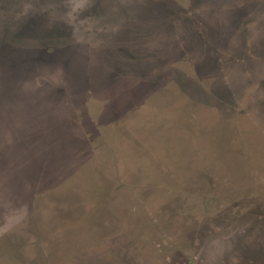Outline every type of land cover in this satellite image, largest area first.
<instances>
[{"label": "rangeland", "instance_id": "obj_1", "mask_svg": "<svg viewBox=\"0 0 264 264\" xmlns=\"http://www.w3.org/2000/svg\"><path fill=\"white\" fill-rule=\"evenodd\" d=\"M16 1L0 0V85L11 80L13 83L9 84L12 87L10 94L21 92L10 101L5 96L2 99L0 94V123L9 126L7 129L12 146L8 154L14 158L11 162L0 163V192L5 194L4 199L11 200L10 191H14L12 193L16 196V201L21 200H19V211L26 213L25 205H29L30 208L32 205L34 209L30 196L37 187H49L53 194H57L56 188L60 186L71 192L82 188L92 196L89 206L86 205L91 213L97 212L103 218L110 209L111 213L108 216L111 217V227L108 229L111 228L115 232L116 237L113 240L117 246L124 241L125 235H130L126 246L128 249H124L125 246L117 248V254L124 253L126 264L152 263L154 261L152 259L155 258V264H204L206 262L204 254H199L200 257L197 259L196 256L200 247L206 245L208 240L210 243L219 242L216 264H264V208L252 213L251 207L245 206V203L241 204V207L234 206L232 188L225 189L224 186H221L218 192H220L219 199L225 207H219L220 201H217L215 195H218L216 190L220 186H217L218 180L213 181V178L205 179V183L204 179L198 182L200 178L186 172L183 182L179 178L175 180L178 185L174 184L175 189L184 186L185 191L170 192L161 183L163 190L159 188L148 190L143 189L144 186H138L136 190L142 191L141 194L145 199L147 197L144 194H149L150 197L147 199L153 200L154 204L156 201L158 203L162 201L167 203V206H173L178 218H175L177 222L174 225L161 229V225L157 228L151 218H147L139 210L146 219L142 216L137 217L142 221L133 223L137 221L132 218H135L134 215L138 211H133L134 206L129 204L132 193L126 184L128 177H140L138 185H141L149 176L152 177V174L143 175V173V176L140 174V166L145 165L146 160L143 161L138 147L135 152H128L126 149L131 146L122 138L124 126L125 128L127 125L130 126L136 133L139 122L134 116V111L142 104L139 93H144L146 86L154 82L150 80L147 84L139 76L146 67H139L140 65L136 64L140 49L148 48L150 57L157 55L158 58L168 60L167 66H169L172 61L170 59L179 54L182 56L190 47L199 46L190 36L198 35L200 32L202 35L208 34L214 44L221 48L222 53H219V56L221 60L228 62V72L234 77L242 69L238 63L231 60L230 56L233 53L231 50L235 48L246 49L245 54L251 55L255 67L264 68L262 62L256 59L258 53L264 51V0H29L28 6L36 10V14L39 11L41 13L33 22L23 20L25 27L21 28L15 25L16 19L20 17L13 15L18 7L15 5ZM28 6L25 8H29ZM88 13L90 17L87 18ZM153 20L157 22L153 24ZM31 23L33 26L30 28ZM92 46L94 52L90 49ZM91 59L98 63L93 65V70L95 67H101L103 71L102 75L93 73L92 76L102 77L108 70L111 79L108 85L99 86V81H90L93 72ZM149 59L151 61L153 58ZM153 65V69L148 72L157 71L158 76H161L158 71L163 66L162 62ZM251 65L253 66V63ZM13 66L17 68L16 75ZM121 73L123 76H119ZM168 75L171 74L168 72ZM165 78L161 77L158 80ZM237 81L241 83L242 79ZM78 83L80 85L84 83V86L76 90ZM240 86L246 87L242 84ZM163 88V93L167 94L166 89L172 87ZM249 88L248 93L251 97H263L260 89L250 91ZM2 89L1 87L0 90ZM70 89L75 94H70ZM189 90L198 99L209 95L199 84L191 85ZM31 91H35L38 95L41 92L46 93L45 98L38 103L40 105L41 102L46 107L52 122L49 120V124L42 128L39 121L33 119L32 125L29 123L30 134L24 142L26 133L23 129L19 130L21 126L15 129L13 124L15 120L1 113H5L7 109L24 107L20 95ZM174 94L175 97L181 96L177 91H174ZM257 109L260 112L264 110V101L260 103L256 100V106L248 108V111H257ZM120 110H124L123 114L129 113L128 121L125 117L120 119L115 116V112H119L120 115ZM243 112H246V109H243ZM188 113L186 112V121L190 123ZM117 119L121 121L118 126L115 125ZM108 123V128L112 127L107 132L103 127H107ZM222 128L225 130V125ZM107 133L110 134L108 140ZM87 135L90 137H86ZM103 138L105 140L102 143ZM38 139H42L46 144L41 146ZM123 140L124 145H122ZM221 144L223 147L218 153L223 161L229 162L232 160L230 158H235L231 155L234 154L233 148H228L227 139H223ZM106 146L108 152L104 161L110 168L116 165L118 172L114 174L104 168L101 174L96 170H93L92 174L90 170L94 167L96 169L97 163L101 162L97 153ZM41 151L49 153L52 160H55L61 151L66 155L67 161L61 167H57V161L47 163L49 174L46 172L44 176V164L32 158H36V154H41ZM21 154L28 157L24 156L23 160L18 159L16 155L21 156ZM147 159L150 163L153 162L148 157ZM237 160L236 163L239 162ZM130 163L136 171L132 169L135 174L129 176L125 165ZM81 164L89 165V171L83 169ZM239 165L242 163L240 162ZM65 167H68V170H65ZM71 167L74 168L73 173L64 175ZM152 170L154 172V169ZM239 170L244 171L245 168L240 166ZM158 172L155 169V173ZM61 176L64 180L60 179ZM86 179L87 182L84 184ZM99 179L103 180L100 182ZM170 184L173 182L170 181ZM224 184L225 182L222 185ZM94 186L97 190L107 186L105 191L107 195L103 202L109 201L108 205H96L98 203L94 195L96 196L97 191L92 194ZM227 186L228 184H225L226 188ZM237 191L236 193L239 194L238 189ZM33 224L37 226V223ZM50 225L56 228L54 221ZM65 227L72 228L76 236L82 235L85 238L72 237L63 241L65 244L63 252L66 256L61 254L58 257L74 264L75 247L78 243L89 240L88 228L86 223L78 224L76 221L63 224V229ZM144 227H149L151 232L146 233L147 228ZM153 234L155 235L153 238L160 243L156 249L152 248L153 246L150 245L152 243L145 241ZM35 236L37 238L31 241L35 252L41 254L43 249L49 250L51 241L44 239L40 234L35 233ZM100 242L109 245L106 239ZM7 245L4 242L0 247L2 264H12V259H16L13 248L19 249L17 243H11L13 248L10 249ZM84 245V250L91 249V252H95L94 248H88L87 243ZM141 247H144V256L138 255L132 249H141ZM91 254L93 253L87 252L81 259L87 261L92 257ZM19 259L21 258L16 259V264H23ZM60 262L54 261L49 264Z\"/></svg>", "mask_w": 264, "mask_h": 264}, {"label": "trees", "instance_id": "obj_2", "mask_svg": "<svg viewBox=\"0 0 264 264\" xmlns=\"http://www.w3.org/2000/svg\"><path fill=\"white\" fill-rule=\"evenodd\" d=\"M28 4L29 0H22L19 2L17 0L15 3V5L18 7L13 12V15L20 17V19H16L15 23L18 28L25 27V21L23 22V20H30V22H33L41 13V11H39L36 14V10H32ZM39 5L42 6L41 4ZM26 6L29 8L26 9ZM156 22V20H153V24ZM29 25L30 28L33 26L32 23ZM177 36L180 37L178 34ZM190 37L194 42H197L199 46L197 47L194 45L195 47H190V49L188 51L186 50L182 56L179 54V56L173 57L170 59V61H172L169 66H167L168 60L158 58L157 55L150 57L148 53L150 50H148V48L140 49V52L137 53L138 58L136 60V64L140 65L139 67L146 66L144 67V72L140 73V78L145 80L144 82L147 84L150 80H154V82L149 84V86H146L144 93H139V99L141 100L142 98V104L137 108V110L134 111V116L139 122L138 129L135 130L136 133L132 131L130 126L127 125L125 128L123 124L124 133H122V138L127 144L131 146L126 149L128 152H135L136 147H138L139 154L142 156L143 161L146 160L145 165L142 167L139 165L140 174H152V177L149 176L148 179L141 185H138V180L140 177H128V182L126 184H128L130 192L132 193V198L129 204L134 206L133 211H138L134 215L135 218L132 216V219L137 220L133 223L141 222L142 220H139L138 218H141L142 216L145 219L146 217L151 218V221L156 224L155 226H157V228L160 227L159 225H161V229L162 227L165 228L166 226L170 227L171 225H174L177 222L176 219L178 217L172 208L173 206H167V203L162 201L159 203L156 201V204H154L153 200L147 199L150 197L148 196L149 194H144L147 197L145 199L141 194L142 191L136 189L138 186H144L143 189L145 188L148 190H154L159 188V190H163L164 188H161L163 187L160 185L161 183L165 185L166 188H168L167 191H185L184 186L181 187V189H175L174 184L178 185L175 180H178L179 178L182 179L183 182L184 178H186L185 176L187 175L186 172L192 173L193 176L200 178L198 182L201 181V179H204L203 181L205 183V179L208 178H213V181L214 179H216V181L218 180L217 186H220V188L216 190L218 194L215 195L217 197V201H220V192L218 191H220L221 186H224L225 189L232 188V193H234L232 203L234 206L241 207V204L245 203V206L249 205L251 207L252 213L258 212L260 208H264V110L261 109V112L258 111L259 109H257V111H248V108L256 106V100L260 103L264 101V68H259L257 66V68L255 67V62L250 58L251 55L245 54L247 51L246 49L241 50L235 48L234 50H231L233 53L230 57L231 60L233 59V62L238 63V66H241L242 69L240 73L234 77L228 72V62L226 60H221L219 56V53H222L221 48L214 44L208 34L202 35L199 32L198 35L196 34ZM120 51L123 52L122 49H120ZM258 55L259 56L256 59L257 61L260 60L264 67V51L259 52ZM149 58L153 59L150 61ZM90 62L93 71L91 72V76L93 73H99L102 75L103 71L101 67H95L93 70V65H97L98 63L96 64L92 59ZM150 62L156 65L157 63L161 64L162 62L163 66H161V69L158 71L161 73V76H158L156 73L157 71H152L149 73L153 69L152 67H154V65ZM252 63L253 66L251 65ZM13 69L16 71L14 73V75H16L18 72L17 68L13 66ZM168 72L171 75L167 76ZM119 76H123V74L121 73ZM161 77L166 78L159 81L158 79ZM240 79H242L241 83H239V81L236 82V80ZM95 80L99 81V86L108 85L109 81H111L108 76V70L106 71V74H103L102 77L98 78L97 76H92L90 81L93 82ZM10 83L12 84L13 81L8 80L7 82H4L0 85V88H3L0 90L2 99L5 96L6 98H9V101L12 99V97L18 95L14 92L10 94L12 88ZM198 84L203 88L205 93L209 94L205 98H195L192 95L191 90H189L191 85L197 86ZM240 84L245 85L246 87L240 86ZM83 86L84 83H81V85L78 83L75 89H82ZM166 86L172 87L169 90L166 89L167 94L163 93V87ZM248 87H250V91H253L254 89H260V93L263 95V97H251V95L248 93ZM69 91H71L70 94L74 93L71 89ZM174 91L181 93V96L175 97ZM17 92L19 94L21 93L20 91ZM186 94L188 95L184 96ZM71 99L74 100V97L71 96ZM20 100L22 103L26 101L23 99ZM190 109H192V111ZM243 109H246V112H243ZM123 111L124 110H120V115L118 114L119 112H115V116H118L120 119L125 117L128 121L129 113L127 112V114L125 112V114H123ZM186 112H189L188 116L190 118V123L186 121ZM119 122L121 121H118L115 125L118 126ZM223 125H225V130L222 128ZM102 126L103 125H101V128ZM108 126L109 123L107 127H103L107 132L110 130L109 128L112 127L111 126L108 128ZM86 137L90 136L87 135ZM109 137L110 134L107 133L106 139L108 140ZM223 139H227L229 143L228 148H233L232 150L234 151V154L231 155L235 158H230V160H232L229 162L223 161L224 159L218 153L223 147L221 144ZM101 140L103 143L105 139L103 138ZM124 140L122 145L125 143ZM107 152L108 148L106 146L104 149L102 148V151L97 153L101 159V162L97 163L96 169L95 167L94 169H92L93 167L91 168L92 170L90 171L92 174L93 170H96L98 171V174H101L104 172V168L114 174H117L118 171L117 167L115 168L116 165H112L111 167L113 170H111L112 168L107 166V162L104 161V157L106 156ZM48 155V162L39 161L44 164V166L42 165L45 172L43 173L44 176L46 175V172L48 173L49 171L47 170L48 164L56 162L54 159L52 160V157H50L49 153ZM25 157H28V155H25ZM147 157L154 163H150ZM32 158L36 159L34 157ZM236 159H238L237 161L239 162L236 163ZM240 162L242 165H239ZM57 163V167L64 165V163ZM132 165V163L125 165L127 167L129 176L131 174H135L132 172V169L136 171ZM240 166L244 167L245 170L240 171ZM67 168L68 167H65V170H68ZM83 169L89 171V165H83ZM83 169L78 170L82 172ZM152 169H154V172ZM155 169L157 172L159 171L158 174L155 173ZM72 171H74V168L71 167L70 171H65L64 175H67V173L71 174L73 173ZM175 171H178V173L176 174ZM63 176L60 177L61 180H64L62 178ZM116 178L118 177L116 176ZM99 180L101 182L103 179ZM170 181H172L173 184H170ZM219 181L221 183H219ZM86 182L87 179L84 180V184ZM223 182L228 184L227 188L225 187V184L222 185ZM191 184L193 183L191 182ZM191 184L189 188L191 187ZM80 189L81 190L77 189L76 192H71L63 186H60V188H56V191H58L57 194H53L49 187L47 188L44 186L42 188L37 187L35 191H32V193L37 192L39 194V192L43 190L46 193V201L43 202V208L46 209V212H44L42 209L38 210L40 212H38L39 215H42V217L40 216V222L42 225L40 223L37 227L34 226L32 223L33 221H31L30 218H27L28 226L27 229H25V227L22 230L23 237H16V239L14 238V240H16L17 247L21 249V247L27 245L28 242L26 238H29V235L30 237L32 236L31 241L37 238L35 233L37 235L40 234L44 238L48 236V241H51L52 245L48 247L49 250L46 249L48 256H45V258H48L49 261L52 259H55L56 261L57 259L58 261H61V264H70L58 256L61 254L66 256L65 252H63V250H65V244L63 241H66L67 238L71 239L72 237H79V239H85L82 237V235L76 236L72 228L65 227L63 229V224L72 223L75 221L78 224L81 222L87 224V238L89 240H93L94 237H100V241L105 239L107 241H111L113 238L115 240V232H113L111 228L108 229V227H111V217L108 216L111 213L110 209H108L109 212L107 213V216H103V218H101L97 212L91 213L87 206H89V201H91L92 196H90L87 191H83L82 188ZM93 189V195L97 191L96 196L94 195V199L98 203L96 205H108L109 201L103 202L104 197L107 195V192L105 193L107 186L105 188L102 186V188H99L98 190L94 186ZM237 189L239 190L240 195L237 194ZM209 191L212 192V190ZM10 192L11 200L4 199L5 194L0 192V205L4 207L7 203L6 200H8L13 206L20 207L19 202L21 200L18 199V201H16V196L12 193L14 191ZM54 195L56 197H54ZM221 201L218 206L224 208L225 204ZM39 204L40 208L42 203L40 202ZM139 210L143 212L146 217L143 213L139 212ZM114 217L118 216L114 215ZM128 218L132 220L130 216H128ZM53 221L58 230L51 227L50 224ZM43 222H46V224H43ZM17 228L18 226L16 229ZM145 228H147L146 233L151 232L149 227H144V229ZM30 229L32 231H30ZM84 232H86V229ZM123 234L125 235L124 231ZM129 236L130 235H125L124 239L129 240ZM154 236L155 235L153 234L152 237H147V240L145 241H147V243H152L150 245L153 246L152 248L156 249L157 246L159 247L160 243L154 239ZM138 240H136L135 243H137ZM59 250L60 254H58ZM133 250L135 251V248H133ZM137 250L139 251V248H136V251ZM140 250L143 252L144 247H141ZM101 252H103V249H101ZM31 253L32 256L29 255L30 257H28L21 251H16L17 255L15 256L16 259L21 258L19 260H22L23 263L27 260L29 264H39L43 256H41L40 253H35V250H32ZM143 253H145V251ZM111 255H113V253L110 254V257ZM112 259L114 258L112 257ZM206 259L207 261L204 264H216L215 260L209 263L208 260L210 258ZM144 264L152 263L145 262Z\"/></svg>", "mask_w": 264, "mask_h": 264}, {"label": "flooded vegetation", "instance_id": "obj_3", "mask_svg": "<svg viewBox=\"0 0 264 264\" xmlns=\"http://www.w3.org/2000/svg\"><path fill=\"white\" fill-rule=\"evenodd\" d=\"M225 3V2H224ZM90 13V12H89ZM87 14L86 17H90V14ZM142 14V12H139ZM239 14V13H238ZM85 17V20H86ZM94 48L93 46L90 47V49L94 52V50L92 49ZM46 81L48 79H45ZM44 83V82H43ZM44 94L46 96V93H40L39 95L35 92V91H31L26 92L24 94L20 95V98L23 100H26L23 102V105H25L24 107H19L18 109H7L5 110V113H1L3 116H9L10 119L13 118L14 121V127L15 129L20 127L19 130H22L26 133L24 135V142L27 140V137L30 134V128H29V123L32 125L31 121L33 119H36L37 121H39V124L41 125V127H45L47 124H49V120L50 122H52L48 116L47 113V109L46 107H44V105L40 102V105L38 103V101L44 99ZM19 95V94H18ZM36 97H34V96ZM28 122V123H27ZM9 126H7L5 123L2 124L0 123V163H5V162H11V159H14L13 157L9 156L8 151L10 150V146H12V140L10 139L11 136L8 135V128ZM10 132H13L12 130H9ZM23 131H19V132H23ZM32 131V130H31ZM9 132V133H10ZM38 143L41 144V146H44L46 144L45 141H43L42 139H38ZM47 146V145H46ZM60 155H57V157H55V161L59 162V163H65L67 161V157L66 155L62 154L61 151L59 152ZM23 155V156H22ZM24 154H21V156H17L16 157L18 159L23 160L24 158ZM15 157V156H14ZM15 157V158H16ZM49 155L47 152H42L41 154H36V160H40L42 162H48ZM69 158V157H68ZM71 158V157H70ZM38 193H33L30 196V200H32V204L34 209L29 207V205L26 206V213H23L22 211H19L18 207L13 206L10 201L6 200L7 203L5 204V206L3 207L2 205H0V247L2 244H4V242H6L7 248H13L11 246V243H16V240H14V238L16 239V237H23L22 234V230L25 228L27 229V218H30L31 221H33L32 223H37V226L41 223L40 222V216L42 217V215H39V211L40 209L44 210V212H46V209L43 208L44 203L46 201V193L41 190V192ZM41 194V195H40ZM42 203L40 208H39V203ZM42 207V208H41ZM28 208V210H27ZM39 208V209H37ZM39 212V213H38ZM44 221V220H43ZM43 224H46V222H43ZM42 225V223H41ZM18 226V228L16 229V227ZM36 226V227H37ZM12 234V235H11ZM48 236H46L44 239L48 240L47 238ZM28 244L21 247V249H14V254H16L17 252H22L23 254H25L26 256L30 257L29 255L32 256V250L34 251V248L31 245V239L32 236L29 238H26ZM104 241V240H103ZM84 243H87L88 248H94L95 252H91V249H85V245ZM114 243V244H113ZM218 243L219 242H214V243H210L208 241V243L204 246L200 247V250H198V254L196 256V259L199 256V254H204L205 260L207 261L206 258H210L208 260L209 263L213 262V260H215L216 258V254L218 252ZM5 246V245H4ZM121 246H125L124 249H128L127 246V240L124 239L123 242H121L120 246H117L115 241L111 240L109 241V245L108 243L105 242H100V237L96 238L94 237L93 240H89L87 242H82V243H78L77 246L75 247V261L74 264H126V260H124V253L120 252V254H117V248L121 247ZM6 247V246H5ZM69 247V245H68ZM122 247V248H123ZM9 251V253L12 254V252ZM101 249H103V252H101ZM133 249V248H132ZM111 250H113V255H111V257L109 256V253H111ZM136 251V249H135ZM138 251V250H137ZM136 251V252H137ZM87 252L89 253H93L91 254L92 257H89L87 259V261H84V259H81L82 256H85L87 254ZM36 253V252H35ZM138 255H142L144 256L145 253L142 252V250L139 249V251L137 252ZM44 254V255H43ZM45 254H48L46 251V248L42 250L41 256H43V258L41 259V264H49L50 263H54L55 260H51L49 261L48 258H45ZM58 254H60V250L58 251ZM14 255V256H15ZM57 255V254H56ZM54 255V256H56ZM112 257L114 259H112ZM212 260V261H210ZM56 261H58L56 259ZM2 261L0 260V264ZM12 262L14 264H16V259L13 258ZM12 263V264H13ZM25 264H29V262L26 260L24 262ZM23 263V264H24ZM152 264H155V259L152 262ZM157 264V263H156Z\"/></svg>", "mask_w": 264, "mask_h": 264}]
</instances>
